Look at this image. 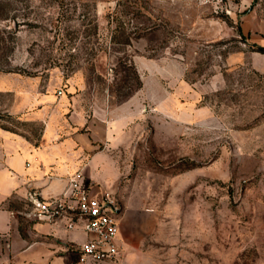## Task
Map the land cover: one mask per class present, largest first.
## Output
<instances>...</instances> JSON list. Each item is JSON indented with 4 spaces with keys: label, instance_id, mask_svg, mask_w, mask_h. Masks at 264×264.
<instances>
[{
    "label": "rangeland",
    "instance_id": "rangeland-1",
    "mask_svg": "<svg viewBox=\"0 0 264 264\" xmlns=\"http://www.w3.org/2000/svg\"><path fill=\"white\" fill-rule=\"evenodd\" d=\"M249 14L264 0H0V128L63 145L66 180L110 197L114 264H264Z\"/></svg>",
    "mask_w": 264,
    "mask_h": 264
},
{
    "label": "crops",
    "instance_id": "crops-1",
    "mask_svg": "<svg viewBox=\"0 0 264 264\" xmlns=\"http://www.w3.org/2000/svg\"><path fill=\"white\" fill-rule=\"evenodd\" d=\"M249 15L241 30L262 42L264 21L255 22ZM64 149L48 142L30 148L0 128V264H78L74 249L87 238L81 229L67 231L61 222L20 217L12 206L14 200H26L29 194L48 199L65 192L69 170L64 166ZM96 189L91 187L93 193L102 192ZM120 228L119 223V232Z\"/></svg>",
    "mask_w": 264,
    "mask_h": 264
},
{
    "label": "built area",
    "instance_id": "built-area-1",
    "mask_svg": "<svg viewBox=\"0 0 264 264\" xmlns=\"http://www.w3.org/2000/svg\"><path fill=\"white\" fill-rule=\"evenodd\" d=\"M27 200L31 206L25 214L28 218L61 222L67 231L79 228L87 235L74 249L78 264H100L119 255V210L106 193H93L86 187L80 172L67 178L66 190L60 196L42 199L29 194Z\"/></svg>",
    "mask_w": 264,
    "mask_h": 264
},
{
    "label": "water",
    "instance_id": "water-1",
    "mask_svg": "<svg viewBox=\"0 0 264 264\" xmlns=\"http://www.w3.org/2000/svg\"><path fill=\"white\" fill-rule=\"evenodd\" d=\"M113 211H114L115 213H118V210H116V209H113Z\"/></svg>",
    "mask_w": 264,
    "mask_h": 264
}]
</instances>
